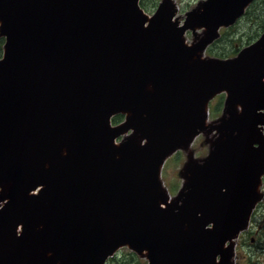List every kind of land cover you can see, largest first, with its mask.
<instances>
[{
	"label": "water",
	"instance_id": "95a60500",
	"mask_svg": "<svg viewBox=\"0 0 264 264\" xmlns=\"http://www.w3.org/2000/svg\"><path fill=\"white\" fill-rule=\"evenodd\" d=\"M253 1L206 0L180 24L172 0L151 17L140 0H0V264H106L125 246L230 264L261 195L264 32L234 57L202 53ZM200 133L209 154L171 199L162 165Z\"/></svg>",
	"mask_w": 264,
	"mask_h": 264
},
{
	"label": "rangeland",
	"instance_id": "374dc122",
	"mask_svg": "<svg viewBox=\"0 0 264 264\" xmlns=\"http://www.w3.org/2000/svg\"><path fill=\"white\" fill-rule=\"evenodd\" d=\"M174 3H176L177 7V16L180 20L181 23L186 18V13L190 10H193L197 8L202 2L206 0H172ZM147 6L145 7V10L148 13L154 12L161 0H147ZM250 17L252 18L251 20L249 18H245L244 20L237 24L234 27H230L228 29H225V32L222 30V33H226L227 31H230V35L228 36V40L220 41L219 43H215L212 47L213 51L212 53L208 51H204L202 53L203 57L208 58V57H219L216 54V50H220L221 52L224 53H233L235 49H242L243 47H246L250 43L256 41L262 33L264 32V28H261V25L259 24L260 20L264 19V0H257L256 5H255V10L251 13ZM204 31V28H197V35H202ZM223 34L221 35V37ZM220 37V38H221ZM0 38H3V36L0 35ZM185 39L187 43H192L194 41V35L190 32L185 35ZM237 43H233V42ZM232 47L230 49H227L228 47ZM4 48V46H3ZM225 49V50H223ZM219 52V51H218ZM3 54H4V49H3ZM236 54H232L230 56H227V58H230L232 56H235ZM3 55L0 56V59H2ZM225 93H221L219 97H215L211 102L209 103V116L208 117V122H211L214 117L219 115V111L217 112V106L218 102L220 101V98L224 101ZM240 107V106H238ZM131 132L129 133V135ZM211 137H214V134H207V133H200L195 138L192 140V142L189 144L188 147L183 149L181 152L182 154H174V156L169 155L161 168V177L160 180L162 182L163 187L167 190L170 198H174L178 194L179 187L181 189V186H183V183L185 182V178L183 177V172H184V166L186 163H188L189 160L192 161H197L201 160L204 157L209 154L210 151V142L209 140ZM143 143H145V140H143ZM205 146H204V145ZM180 158V159H178ZM182 165V166H181ZM178 186V190H174ZM248 250L247 244H246V249ZM119 251H122L123 253L129 255L130 252L135 253L139 257L142 258V262L148 263V259L146 256L140 255L137 252L131 250L129 247L125 246L122 247ZM245 255L248 257L247 253ZM251 256V255H250ZM257 260V259H256ZM242 264H246L249 259H240L239 260Z\"/></svg>",
	"mask_w": 264,
	"mask_h": 264
},
{
	"label": "flooded vegetation",
	"instance_id": "af4514ba",
	"mask_svg": "<svg viewBox=\"0 0 264 264\" xmlns=\"http://www.w3.org/2000/svg\"><path fill=\"white\" fill-rule=\"evenodd\" d=\"M222 107L223 100L218 102L217 111H219V115L222 112ZM119 117L121 118V116ZM181 152L182 150L178 151L177 154L180 155L182 154ZM261 183L260 200L253 208L248 225L233 239L230 264H242L239 261L240 259H249L246 264H264V176ZM246 244L248 247L247 251L244 250L246 249ZM245 253H247L248 257Z\"/></svg>",
	"mask_w": 264,
	"mask_h": 264
},
{
	"label": "trees",
	"instance_id": "16d2710c",
	"mask_svg": "<svg viewBox=\"0 0 264 264\" xmlns=\"http://www.w3.org/2000/svg\"><path fill=\"white\" fill-rule=\"evenodd\" d=\"M147 0H143L142 2V5L144 7L147 6ZM257 1V0H256ZM256 1L248 8L243 20L245 18H249L250 20L252 19L250 17L251 13L255 10V5H256ZM259 24L261 25V28H264V19L260 20ZM230 35V31H227L226 33H223V36L218 40L217 43H219L220 41H224V40H228V36ZM239 42V41H237ZM236 41L233 42V43H237ZM216 43V44H217ZM3 44H4V38H0V56L2 55L3 53ZM215 44V45H216ZM232 47V45L230 47H228L227 49H230ZM213 48H210L209 51L212 53L213 51ZM225 50V49H223ZM219 51V52H218ZM239 50L238 49H235L233 51V53H224V52H221L220 50H216V54L219 56V57H227V56H230L232 54H236ZM119 117H116L114 119V121H119L118 120ZM142 258L139 257L138 255H136L135 253L133 252H130L129 255L127 256V254L123 253L122 251H119L115 256H113L112 258H110L107 262V264H146V262H142Z\"/></svg>",
	"mask_w": 264,
	"mask_h": 264
}]
</instances>
